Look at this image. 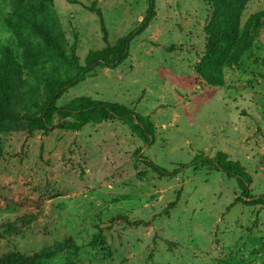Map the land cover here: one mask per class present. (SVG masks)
Instances as JSON below:
<instances>
[{"label": "rangeland", "instance_id": "1", "mask_svg": "<svg viewBox=\"0 0 264 264\" xmlns=\"http://www.w3.org/2000/svg\"><path fill=\"white\" fill-rule=\"evenodd\" d=\"M242 2L240 27L264 8V0ZM148 6L51 0L49 17L60 46L72 47L82 64L88 51L139 31ZM13 11V0H0V51L7 45L27 53L28 41L43 49ZM210 13L205 0H154V15L129 42L128 57L114 68L96 67L57 101L122 103L149 116L152 140L141 141L117 118L67 130L62 124L70 118L59 115L47 132L0 134V226L31 220L0 238V255L52 250L34 264H264V201L252 204L242 196L241 177L206 163L225 153L249 175L247 194L264 195V19L252 47L223 67V86H210L194 69ZM41 58L31 84L75 72L58 58ZM146 159L170 174L159 175Z\"/></svg>", "mask_w": 264, "mask_h": 264}, {"label": "trees", "instance_id": "2", "mask_svg": "<svg viewBox=\"0 0 264 264\" xmlns=\"http://www.w3.org/2000/svg\"><path fill=\"white\" fill-rule=\"evenodd\" d=\"M211 6V13L204 25L206 34L204 53L194 69L197 76L210 86H223V67L236 63L253 45L257 30L264 19V8L249 15L240 27L239 19L243 10V0H205ZM149 6L142 19V27L137 32L118 38L114 44L88 51L83 63L71 47L70 51L60 46L61 35L51 20L49 6L51 0H13V15L19 21L30 25L36 37L40 38L44 48L38 50L28 41L27 53L17 54L4 45L0 51V134L12 130L47 132L55 127V115L67 116L70 119L62 124L67 130H78L83 125L117 118L143 142L152 140L154 124L147 115L137 114L132 108L118 103L78 96L58 106L57 101L65 91L85 79L96 67L114 68L128 57L129 42L149 23L154 15V0H148ZM99 18L104 40L106 41L103 19L99 8L94 4L89 7ZM23 38V37H22ZM58 58L75 70L74 73L60 78L58 76H41L37 83L31 84L29 78H35L42 67L41 56ZM137 150H140L138 147ZM197 156L196 158H202ZM224 168L228 173L241 177L244 182L246 198L252 204H261L264 195L252 198L247 194L249 175L237 161L228 159L225 153L217 152L213 159L206 163ZM146 164L159 175L170 172L146 159ZM127 221L125 216H120ZM31 220L22 218L19 222L6 223L0 226V238L11 237L28 228ZM135 226V221H128ZM66 242V241H65ZM69 244V240L67 243ZM52 250H45L34 255H24L17 250L0 255V264H34L35 259L47 257Z\"/></svg>", "mask_w": 264, "mask_h": 264}]
</instances>
